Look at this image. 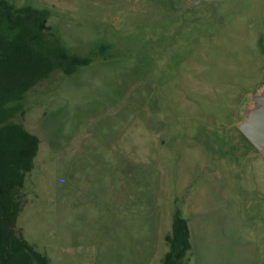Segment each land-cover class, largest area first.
<instances>
[{
  "label": "rangeland",
  "instance_id": "1",
  "mask_svg": "<svg viewBox=\"0 0 264 264\" xmlns=\"http://www.w3.org/2000/svg\"><path fill=\"white\" fill-rule=\"evenodd\" d=\"M8 1L50 10L90 59L15 119L39 139L16 233L51 264H160L180 212L210 235L186 264H264L258 151L239 129L264 92V0Z\"/></svg>",
  "mask_w": 264,
  "mask_h": 264
},
{
  "label": "trees",
  "instance_id": "2",
  "mask_svg": "<svg viewBox=\"0 0 264 264\" xmlns=\"http://www.w3.org/2000/svg\"><path fill=\"white\" fill-rule=\"evenodd\" d=\"M50 17L46 8L0 0V264H51L15 231L23 206L21 192L39 149L38 137L15 119L25 113L27 93L57 72L74 74L90 59L68 52L51 32ZM165 242L169 250L160 264L188 262L190 231L180 212Z\"/></svg>",
  "mask_w": 264,
  "mask_h": 264
},
{
  "label": "crops",
  "instance_id": "3",
  "mask_svg": "<svg viewBox=\"0 0 264 264\" xmlns=\"http://www.w3.org/2000/svg\"><path fill=\"white\" fill-rule=\"evenodd\" d=\"M255 1L259 2L260 0H175L177 5L183 4L184 6H192L198 11H204L212 7H215L213 8V10H216L221 6L234 5L238 3H249ZM256 151H258V155H253V157H251V162L254 165L253 170L255 171V174H257L258 176V190L260 194L264 196V151L261 152L257 149ZM210 193L208 195H210ZM190 198H192V195H189L188 200H190ZM261 202L262 208L264 209V200H262ZM206 204L208 206H211L212 208H215L218 204H221V202L216 200L215 198H212L210 195ZM190 211L193 212V214L199 212L197 211V209H192ZM186 218L190 231V256H194L196 247H199L204 242L210 240V235L206 223L201 221L196 215L194 216L193 220H191L188 216Z\"/></svg>",
  "mask_w": 264,
  "mask_h": 264
},
{
  "label": "water",
  "instance_id": "4",
  "mask_svg": "<svg viewBox=\"0 0 264 264\" xmlns=\"http://www.w3.org/2000/svg\"><path fill=\"white\" fill-rule=\"evenodd\" d=\"M239 129L252 146L264 151V92L253 98V108L248 111Z\"/></svg>",
  "mask_w": 264,
  "mask_h": 264
}]
</instances>
